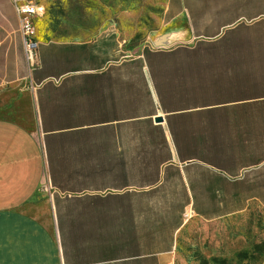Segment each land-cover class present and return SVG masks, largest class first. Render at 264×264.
Segmentation results:
<instances>
[{"label":"crops","instance_id":"crops-1","mask_svg":"<svg viewBox=\"0 0 264 264\" xmlns=\"http://www.w3.org/2000/svg\"><path fill=\"white\" fill-rule=\"evenodd\" d=\"M165 14L149 43L40 38L30 67L0 0V264H184L194 219L264 228V0Z\"/></svg>","mask_w":264,"mask_h":264},{"label":"rangeland","instance_id":"rangeland-1","mask_svg":"<svg viewBox=\"0 0 264 264\" xmlns=\"http://www.w3.org/2000/svg\"><path fill=\"white\" fill-rule=\"evenodd\" d=\"M169 0H46L35 36L82 39L103 26H121L131 42L149 43L163 25ZM184 264H264V228L253 211L227 221L194 219L183 231Z\"/></svg>","mask_w":264,"mask_h":264},{"label":"built area","instance_id":"built-area-1","mask_svg":"<svg viewBox=\"0 0 264 264\" xmlns=\"http://www.w3.org/2000/svg\"><path fill=\"white\" fill-rule=\"evenodd\" d=\"M19 17L23 47L30 67L37 63L38 41L35 36L36 21L45 14L46 0H11Z\"/></svg>","mask_w":264,"mask_h":264},{"label":"trees","instance_id":"trees-1","mask_svg":"<svg viewBox=\"0 0 264 264\" xmlns=\"http://www.w3.org/2000/svg\"><path fill=\"white\" fill-rule=\"evenodd\" d=\"M152 132V131H151ZM181 148H184V145H179L178 146V150L181 152ZM152 152V151H151ZM159 153L161 154L162 151H159ZM196 154V153H194ZM203 212V213H202ZM220 211H199V213L201 214H217ZM223 212V211H222ZM145 223H147L146 229H150L152 227L148 226V224H155V230L158 228H163V225H160L159 223H169L172 224L174 222L178 221V213L176 211H156V210H147L145 211ZM153 229V228H152ZM120 232L119 227H115V232Z\"/></svg>","mask_w":264,"mask_h":264},{"label":"water","instance_id":"water-1","mask_svg":"<svg viewBox=\"0 0 264 264\" xmlns=\"http://www.w3.org/2000/svg\"><path fill=\"white\" fill-rule=\"evenodd\" d=\"M162 119H157V121H161Z\"/></svg>","mask_w":264,"mask_h":264}]
</instances>
